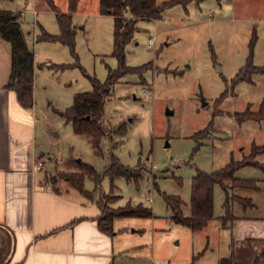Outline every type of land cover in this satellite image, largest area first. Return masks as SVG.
<instances>
[{
	"label": "rangeland",
	"instance_id": "374dc122",
	"mask_svg": "<svg viewBox=\"0 0 264 264\" xmlns=\"http://www.w3.org/2000/svg\"><path fill=\"white\" fill-rule=\"evenodd\" d=\"M54 2L68 13V0ZM0 10L21 12L26 44L35 53L37 140L51 145L58 159L75 160L66 165L53 156L54 166L44 168L53 187L70 186L64 179L85 163L100 180L97 184L86 175L83 187L95 198L101 196L107 213L127 205L151 211L149 217H117L105 223L113 234L124 228L132 239L134 248L125 255L128 263L191 264L196 256L193 264H217L228 256L229 232L219 224L227 215L220 185L213 187L214 218L199 232L173 222L164 195L179 196L188 216L197 171H216L231 159L242 160L253 145L264 144V120L238 123L229 115L248 107L264 110V74H253L252 82L238 83L217 101L250 52L253 65H264V0H202L171 6L159 19L137 20L124 47V66L149 63V69L120 76L104 98L101 121L107 134L100 140V154L88 137L74 132L62 113L77 93L92 91V78L103 83L109 71L120 69L112 54L113 17L100 13L99 0H79L70 13L72 50L57 40L38 39L43 32L60 34L57 15L44 0H0ZM149 38H154L151 48L146 46ZM142 87L152 92L147 94ZM112 157L133 177L106 174ZM255 160L264 163V153ZM234 177L254 181L255 187H228L229 215L264 217V170L246 166ZM235 197L248 203L234 201ZM235 258L236 264H264V245L240 244Z\"/></svg>",
	"mask_w": 264,
	"mask_h": 264
},
{
	"label": "crops",
	"instance_id": "0c3cea01",
	"mask_svg": "<svg viewBox=\"0 0 264 264\" xmlns=\"http://www.w3.org/2000/svg\"><path fill=\"white\" fill-rule=\"evenodd\" d=\"M10 71V47L0 38V228L11 240L4 264H131L125 255L132 239L124 228L113 234L105 225L112 220L103 219L101 196L77 190L67 178L70 186L53 187L44 168L54 166L53 156L66 165L69 159L38 142L34 105L23 107L6 88ZM34 74L35 65L33 87ZM231 217L224 226L219 218L229 232V254L236 256L240 244L264 245V217Z\"/></svg>",
	"mask_w": 264,
	"mask_h": 264
},
{
	"label": "trees",
	"instance_id": "16d2710c",
	"mask_svg": "<svg viewBox=\"0 0 264 264\" xmlns=\"http://www.w3.org/2000/svg\"><path fill=\"white\" fill-rule=\"evenodd\" d=\"M47 6L56 13L60 28L58 36H52L45 32L38 36L39 40L60 41L68 45L72 50L74 47V30L71 27L70 13L74 12L79 0H68V13L59 11L54 0H44ZM202 0H167L158 3L156 0H99V10L101 14H109L114 19L113 51L112 54L120 62L118 71H109L106 80L101 83L96 78H92V91L88 93H77L74 96L73 104L63 113L66 122H71L76 134L88 137V142L96 154H100V140L106 136L107 131L102 124V111L104 98L109 95L110 88L117 79L126 73H138L149 69L147 64L139 67L124 66V47L132 39L136 29V22L139 19L155 20L161 18L162 12L174 5H187L190 2L199 3ZM21 12L0 10V38L5 40L10 47L11 71L6 88L12 90L19 103L30 108L33 105V72L34 56L28 48L24 33L21 29ZM254 37L250 41V49L253 46ZM151 64V63H150ZM253 74H264V65L255 66L252 63V53L246 58L245 64L239 68L238 72L231 79L229 87H226L217 101L224 98L228 91L240 82H252ZM235 118L238 123L247 120H264V110L260 109L253 112L249 107L243 112L229 114ZM198 131L194 137L199 138ZM264 153L263 145H253L251 152L242 160H230L228 164L211 173L197 171L193 176L190 188V215L184 216L182 211L183 201L179 196L164 195L167 206L172 211V220L176 224L187 226L193 232L203 230L213 217V187L215 184L221 186L225 193L223 206L226 216L220 218L223 226L230 221V190L234 187L252 188L255 187L254 181L235 178V172L246 166H252L264 170V163L257 162L256 156ZM75 160H68L67 164ZM78 170L75 173H69L66 177L68 182L79 191H83V178L89 176L95 183H99L100 175L94 169L85 163L78 164ZM106 174L113 176H124L127 179L133 177L129 168L124 167L117 158L112 157ZM232 182L227 185V182ZM229 187V188H228ZM234 201L244 202L245 199L235 197ZM247 200V199H246ZM248 203V200L245 201ZM107 207L103 206V219L112 220L117 217H149L151 211L141 205L113 208L107 213ZM10 236L0 228V264H4L10 252ZM204 252V250L202 251ZM196 256H193L191 264L194 263ZM217 264H236V258L233 252L228 256L222 257Z\"/></svg>",
	"mask_w": 264,
	"mask_h": 264
},
{
	"label": "built area",
	"instance_id": "2783aa9c",
	"mask_svg": "<svg viewBox=\"0 0 264 264\" xmlns=\"http://www.w3.org/2000/svg\"><path fill=\"white\" fill-rule=\"evenodd\" d=\"M154 44V38H149L148 40V43H147V48H151ZM141 90L143 92H146L147 94H150L152 91L149 89V88H146V87H142ZM42 166V163L41 162H38L37 165H36V169H40V167ZM151 199H149L150 201Z\"/></svg>",
	"mask_w": 264,
	"mask_h": 264
},
{
	"label": "water",
	"instance_id": "95a60500",
	"mask_svg": "<svg viewBox=\"0 0 264 264\" xmlns=\"http://www.w3.org/2000/svg\"><path fill=\"white\" fill-rule=\"evenodd\" d=\"M168 114H171V111H167Z\"/></svg>",
	"mask_w": 264,
	"mask_h": 264
}]
</instances>
